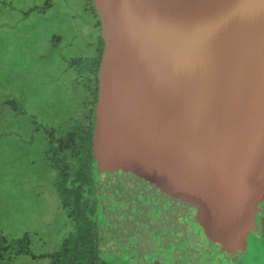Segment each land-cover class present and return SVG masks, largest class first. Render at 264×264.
Instances as JSON below:
<instances>
[{"label":"water","instance_id":"95a60500","mask_svg":"<svg viewBox=\"0 0 264 264\" xmlns=\"http://www.w3.org/2000/svg\"><path fill=\"white\" fill-rule=\"evenodd\" d=\"M103 14L126 257L235 264L264 211V0H105Z\"/></svg>","mask_w":264,"mask_h":264},{"label":"rangeland","instance_id":"374dc122","mask_svg":"<svg viewBox=\"0 0 264 264\" xmlns=\"http://www.w3.org/2000/svg\"><path fill=\"white\" fill-rule=\"evenodd\" d=\"M104 2H91L93 14L85 0H0V231L14 237L7 245L28 236L37 255L58 251L74 231L55 189L50 148L72 126L97 124L96 107L89 103L94 87L85 91L84 75L70 60L95 56L102 41L100 76L89 77L102 94L108 74L102 70L112 56ZM96 106L103 108L101 102ZM95 137L105 140L104 130ZM106 172L103 184L85 186V208L98 224L97 264H127L129 213L117 210L115 186ZM256 229L235 264H264V237ZM5 254L0 264H52L50 258L27 253ZM118 254L123 259H115Z\"/></svg>","mask_w":264,"mask_h":264},{"label":"trees","instance_id":"16d2710c","mask_svg":"<svg viewBox=\"0 0 264 264\" xmlns=\"http://www.w3.org/2000/svg\"><path fill=\"white\" fill-rule=\"evenodd\" d=\"M87 9L94 12V6L87 5ZM55 38L61 39L59 35L54 36ZM103 49V43L99 41L95 56L70 60L74 69L84 75L82 86L84 85L85 91L87 92L89 89L92 91V87H94L89 103L96 107L94 115L97 116L96 123L99 122L98 130L95 122L92 125L77 124L72 126V129H69L60 139L54 140L55 143L50 148L51 157H53L52 165L57 170L55 189L59 194L61 205L74 222V231L64 239L58 251L41 255L31 252V242L28 241V236L14 239L11 244L7 245V242L14 237L4 235L0 231V258H4L6 251L11 250L15 255L27 253L33 258H50L52 264H97L98 224L89 216L84 199L88 192L85 186L90 185L97 188L99 181H102L103 184L107 175L106 171L109 168L107 148H105V144L101 145L104 140L95 137L96 131L100 133L104 129L101 123V120L104 119L102 107L96 106L97 102H103L104 94H98L97 88L93 86V82L89 78L94 76L96 80L100 76ZM102 73H105V69L102 70ZM118 255L114 258L117 260L124 258L126 262L128 260L127 264H130L127 257L122 258L121 255L119 257Z\"/></svg>","mask_w":264,"mask_h":264},{"label":"flooded vegetation","instance_id":"af4514ba","mask_svg":"<svg viewBox=\"0 0 264 264\" xmlns=\"http://www.w3.org/2000/svg\"><path fill=\"white\" fill-rule=\"evenodd\" d=\"M92 1H95V0H85V3H86V5H88L89 7H91V6H94V4L91 3ZM86 9H87V6H86ZM90 12L94 14V12H92V10ZM97 130H98V125H97ZM97 134L98 133L96 131L95 136ZM257 221H258V226H259V231H258V234L257 235H260V236H263L264 237V212H262L259 215Z\"/></svg>","mask_w":264,"mask_h":264}]
</instances>
